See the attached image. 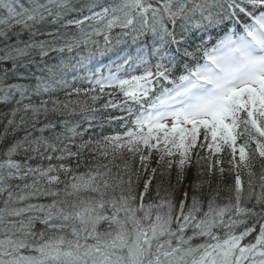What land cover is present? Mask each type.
<instances>
[{
	"label": "snow or ice",
	"instance_id": "6c2138e0",
	"mask_svg": "<svg viewBox=\"0 0 264 264\" xmlns=\"http://www.w3.org/2000/svg\"><path fill=\"white\" fill-rule=\"evenodd\" d=\"M0 264H264V0H0Z\"/></svg>",
	"mask_w": 264,
	"mask_h": 264
}]
</instances>
